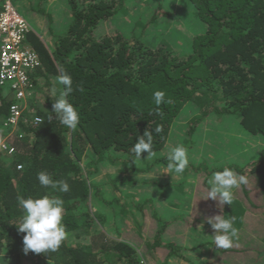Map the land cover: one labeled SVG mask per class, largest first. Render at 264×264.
Masks as SVG:
<instances>
[{"label":"trees","instance_id":"obj_1","mask_svg":"<svg viewBox=\"0 0 264 264\" xmlns=\"http://www.w3.org/2000/svg\"><path fill=\"white\" fill-rule=\"evenodd\" d=\"M133 1L67 0L65 22L55 26L48 15L47 34L38 29L27 33L25 44L37 54L39 65L28 73L32 82L29 106L13 132L6 122L15 94L8 87L0 89V140L6 138L14 149L12 154L0 152V264H149L145 256L156 258L167 251L164 264L170 257L192 264L185 252L200 247L186 246L180 236L166 241L174 220L154 215L159 226L152 239L147 238V244L151 242L145 252L140 245L146 230L136 232L138 238L131 241L122 237L120 225L110 230L101 204H117L124 215L128 208L137 209L142 229L144 207L152 198L135 200L129 191H121L123 198L113 196L105 192L106 183L95 176L117 164L134 172L166 167L169 147L177 144L190 149L194 134L211 115L220 117L221 122L233 121L240 131L259 137L262 145L249 159L222 167L189 160L190 167L207 177L230 167L248 178L246 185L233 190L232 204L217 211L224 218H234L238 239L230 249L216 248L213 239L205 240L200 245L206 249L203 262L264 264V0H181L191 7L201 28L177 50L161 36L154 39L159 42L156 44L146 34L157 27L153 26L157 19L165 24L174 17L165 0H156L152 17L138 12L129 25L119 23L121 16L131 19ZM36 11L45 10L40 7ZM159 32L163 36L167 30ZM62 70L73 81L67 99L80 116L75 130L55 118L50 122L53 99L46 95L41 100L40 90L50 89ZM57 88L63 90L62 85ZM157 90L165 93L167 103L155 105L153 93ZM192 107L199 111L187 119ZM38 116L42 123H37ZM185 117L187 125L181 127ZM158 126L159 133L155 131ZM145 130L152 132L154 155L147 158L145 152L143 159L135 162L130 158L131 149ZM40 171L50 173L54 180H65L70 191L42 187L37 180ZM123 181L134 183L125 177ZM206 192L201 186L198 200ZM38 195L63 199L62 223L67 236L55 252L25 254L24 233L18 231L24 212L17 197ZM178 196L186 200L188 208L192 206L190 194ZM193 207L199 210L204 206L195 202ZM248 219L252 227L246 233Z\"/></svg>","mask_w":264,"mask_h":264},{"label":"rangeland","instance_id":"obj_2","mask_svg":"<svg viewBox=\"0 0 264 264\" xmlns=\"http://www.w3.org/2000/svg\"><path fill=\"white\" fill-rule=\"evenodd\" d=\"M13 2L21 14L30 22L32 27L35 30L44 31L45 34L50 30L47 25L48 15L54 18L55 26H58L59 23L65 22V18H67L69 13V7L66 4L67 0H13ZM164 2L167 3L168 9L172 10L174 17L171 20H167L165 24H160L161 21L157 19L156 24L153 25L157 27H151L153 30H147V38H150L152 41L154 39L158 40L157 38L161 36V39L164 38L170 41L171 45L174 43L173 46L176 47H174L176 50L177 48L181 49L184 45L183 43L201 27L194 19L193 10L184 1L165 0ZM155 4L156 0H134L131 19L130 17L128 19V16H121V18L118 17L120 20L119 23L123 26L129 25L134 21L132 17H138V12L145 13L148 17H152L155 11ZM40 7L45 10L43 13H38L36 11ZM180 7L184 10H179ZM61 9H65V11L63 13L59 12ZM104 28H106V25ZM163 28L166 29L167 32L162 36L159 30L161 31ZM174 34L176 39L173 38ZM49 38L51 37L49 36ZM156 40H154V43L159 44ZM46 88L48 87L46 86ZM48 89H43L44 91L40 90L42 94L41 100H43V96L48 95ZM198 111L199 109L196 107L190 108V112L188 111V115H186L188 116L187 119L191 114L193 115ZM187 119L186 117L184 118L181 127L187 125L185 124L187 123ZM221 121L222 119L220 117L211 115L206 122L201 124L197 133L194 134L193 145L187 150L189 160L194 161L193 163L198 164L205 160V162L211 166L210 168L222 167L233 161L242 162L244 159H249L256 153L257 149L261 148L262 140L259 137L240 131L241 129L235 126L234 123H232L233 121ZM171 143L175 145V142ZM121 167L122 165L120 164L113 165L108 169H101V171L96 174V179L106 183L105 192L123 198V192L129 191L135 194V200H142L143 198L150 197L152 198V202L144 207V218H142L141 221L143 219L145 220V226L142 229L137 222V220L140 221V219H138L139 216L141 217L137 209L133 210L128 208V211H126L124 215L117 204L112 203L109 205L104 202L101 206L107 211V227L113 231L115 227L118 228L120 225L119 230L122 237H125L129 241L138 238L136 232H142V230L144 232L146 230L147 233L145 238L143 237L144 239H142L145 241L140 245L141 251L145 252L147 251V246H149L151 242V240H148L149 244H147V238L152 239L154 232L159 226L154 215L160 216L162 218L161 220L169 222L174 220V224L166 235H169L166 241L172 240L173 236H180L181 243L184 242L186 246L200 247L196 250L185 252V256L194 261L193 263L195 264H204V252L206 249L200 245H202L205 240H214V230L205 220L217 215L220 205L216 204L215 206L214 202L210 201L211 198H206L208 192L201 195L204 197H202V200H198V196L201 186L204 190H209V181L212 174L207 177L204 172H197V170L190 166H188L187 172L185 171L180 175L175 173H172V175L166 172L162 173L165 171L166 167H152L149 171L140 170L138 172L131 171L130 169L127 170L128 167H122L123 169ZM124 177L125 179H132L134 183H125L123 181ZM114 178L118 179L117 183L113 182ZM121 191L123 192L121 193ZM175 192H177V194H175ZM179 194H183L184 196L182 197H187V194L192 196L190 199L193 200V204L192 206L190 205V208L184 205V201L186 200L180 199L178 196ZM122 201L123 199L120 200V202ZM195 202L204 207L197 210L198 207H193ZM210 205H212V207ZM112 211L115 212L113 213ZM198 217L203 218L204 221L197 220ZM252 221L257 222L258 219ZM204 223H206V225H204ZM177 224L180 225L177 226ZM251 224L249 219L245 222L244 231L246 233L251 231ZM189 234H195L196 237H193L194 235L189 236ZM167 253L168 251L160 253L156 258L152 256L145 257L149 264H164L163 260ZM209 259L210 258L206 259L207 263H209ZM189 262L190 261L183 260L182 258L170 257L167 264H189Z\"/></svg>","mask_w":264,"mask_h":264},{"label":"clouds","instance_id":"obj_3","mask_svg":"<svg viewBox=\"0 0 264 264\" xmlns=\"http://www.w3.org/2000/svg\"><path fill=\"white\" fill-rule=\"evenodd\" d=\"M57 85H62L63 90L59 91ZM59 91V94H58ZM73 91V81L71 76L61 71L56 78L55 84L48 90L47 94L53 99L52 111L49 112L48 120L54 118L65 127L75 130L78 126L80 116L77 109L70 103L67 97ZM153 101L159 106L167 103L163 91L153 93ZM37 123H42L37 117ZM159 133L161 128L156 127ZM153 135L149 130H145L143 135H139L134 143L131 152L133 161L143 159L142 154L147 153V158H151ZM7 144L0 143V151L6 150ZM167 166L162 173L183 174L189 166V156L187 149L182 145L170 146L168 149ZM37 180L42 187L58 190L61 193L70 191V186L65 180H54L52 175L46 171L37 173ZM248 183L245 175L235 172L230 167L214 171L209 181V190L206 198L217 200L221 208L224 204L231 205L234 198V189ZM18 206L23 210L22 222L18 225V231L24 233L23 251L40 254H48L57 251L62 242L66 239L67 233L63 220L64 201L59 196L38 195L36 197H17ZM208 223L214 230V245L216 248L230 249L234 240L238 239V229L234 227V218H224L223 215H215L208 218Z\"/></svg>","mask_w":264,"mask_h":264},{"label":"built area","instance_id":"obj_4","mask_svg":"<svg viewBox=\"0 0 264 264\" xmlns=\"http://www.w3.org/2000/svg\"><path fill=\"white\" fill-rule=\"evenodd\" d=\"M30 29L34 28L13 0H0V89L8 87L16 98L6 122L10 132L16 128L23 110L29 106L32 82L28 73L39 65L37 54L25 44ZM0 143L8 145L6 150H2L5 155L14 152L5 139Z\"/></svg>","mask_w":264,"mask_h":264},{"label":"crops","instance_id":"obj_5","mask_svg":"<svg viewBox=\"0 0 264 264\" xmlns=\"http://www.w3.org/2000/svg\"><path fill=\"white\" fill-rule=\"evenodd\" d=\"M196 257V256H195ZM206 258V257H205Z\"/></svg>","mask_w":264,"mask_h":264}]
</instances>
